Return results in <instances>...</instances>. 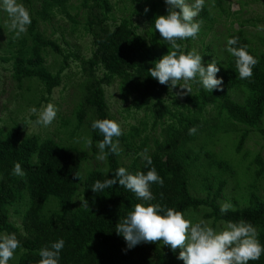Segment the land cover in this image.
I'll return each instance as SVG.
<instances>
[{
	"label": "trees",
	"instance_id": "obj_1",
	"mask_svg": "<svg viewBox=\"0 0 264 264\" xmlns=\"http://www.w3.org/2000/svg\"><path fill=\"white\" fill-rule=\"evenodd\" d=\"M212 1L211 6L218 7L217 13L208 8L205 0L195 18L201 23L196 37L202 44L198 52L204 54V62L212 57L218 61L220 71L217 76L223 78V86L208 92L192 82V92L186 93L182 101L171 98L173 87L159 83L149 72L155 60L172 50L152 24L157 15L166 13L164 0H79L77 5L70 0H21L30 11L31 24L19 37L9 31L8 13L0 7V29L7 33L5 44L0 45L4 52H10V56L2 60L11 61L12 79L17 96L24 101V109L27 105L43 107L49 102L57 107L56 118L43 133L25 132L28 121L35 122L38 114H20L18 109L9 111L11 121L8 126L0 123V232H15L22 245L15 250L9 264H38L41 259L39 250L60 238L65 241L60 264H183V260L177 258L179 247L173 251L163 245V241H142L128 249L123 236L115 231L135 204L143 201L118 183L98 193H94L91 187L97 179L103 181L114 176L121 166L132 173H146L155 166L164 183L152 184L155 199L150 203H159L164 208L183 213L192 208L203 218L211 219L210 226L214 228L216 222L225 224L228 220H246L256 227L258 238L264 244V195L259 192L255 181L248 179L250 190L243 204L240 199L246 194L239 198L223 197L224 187L230 181L235 189L241 180L237 174L229 175L231 178L228 179L223 176L228 171L234 173L231 172V161L235 162L230 154L234 149L240 159L250 154L243 152L242 148L253 130L260 133L264 143V126L261 125L264 118V50L259 49L245 33L244 24L253 19L239 17L242 5L232 10L231 2ZM242 2L238 0V3ZM115 6L116 10L122 11L120 15L115 13ZM80 9L84 10L83 21L77 18ZM215 14L237 15V19L230 22L231 25L237 23L238 27L227 29L226 40L239 37L236 46H247V50L257 57L258 63L251 78L239 77L236 58L227 51V41L219 52L211 40L204 41V36L216 24ZM56 17L70 20L69 36L79 31V25L90 34L88 56L79 53L77 48H62L41 30V23L52 24ZM142 21L148 22L143 31L139 30ZM58 27L61 28L62 42L68 44L65 28ZM261 39L264 42L263 35ZM196 40L192 37L178 40L181 44L179 51L194 50ZM49 52L61 57L56 70L46 63ZM72 61L79 66L73 72V75L78 74V79L72 83L77 102L72 104L71 115L66 117L61 112L62 105L59 107L57 101L53 102L51 95L56 87L69 81V73L65 70ZM113 83L117 85L121 100L130 101V106L125 107L129 115L144 110L152 118L150 130L158 123H165L161 127L162 141L153 134L156 147L150 148L148 138L152 133L141 135L148 121L138 119L129 126L126 134L113 137L114 143L116 140L122 143L118 153L109 154L99 166L87 169L83 163L97 158L101 151L99 142L103 140V133L93 129L92 122L103 118L116 120L106 96V87ZM234 94L241 95L242 99ZM63 99H68V94ZM209 108L213 114H209ZM57 120L59 127L69 125L71 128L67 138L60 129L57 130ZM192 126L197 128L195 134H189ZM235 126L240 127V134L228 156L205 151L204 161L208 162H204L199 153L193 154V145L204 144L210 139L217 141L218 134H230V129ZM87 136L91 140L90 149L82 146ZM137 138L138 143L135 142ZM221 138L218 142L223 143L226 137ZM145 149L152 158L151 165L140 155ZM122 152L129 156L127 162L121 161ZM248 159L242 173L255 161L258 165L256 180L264 171L263 156L260 152ZM17 162L25 175L13 173ZM230 199L233 207L222 213V200L228 202ZM13 216H18L20 222L12 220ZM187 218L199 222L192 213ZM248 264H264V254Z\"/></svg>",
	"mask_w": 264,
	"mask_h": 264
},
{
	"label": "clouds",
	"instance_id": "obj_2",
	"mask_svg": "<svg viewBox=\"0 0 264 264\" xmlns=\"http://www.w3.org/2000/svg\"><path fill=\"white\" fill-rule=\"evenodd\" d=\"M164 3L166 13L157 15L152 24L163 40L171 45L172 50L155 60L154 67L149 69L151 77L171 87L179 85L188 94L192 92V82L208 92L220 89L223 86V78L217 76L220 71L218 61L212 59L202 62L203 57L196 50L179 51L181 44L178 40L195 38L200 32L201 23L195 18L203 8L205 0H164ZM0 7L8 13L9 31L15 32L18 37L26 32L27 26L31 24V14L21 0H0ZM145 11H148L147 7ZM258 30L264 31V25H258ZM238 41L239 37L228 38L227 51L236 58L239 77L251 78L258 59L247 50V46H236ZM181 80L183 83H178ZM31 111H39L35 123L44 126L51 124L57 116V107L51 102L39 110L33 107ZM91 127L103 133V140L99 142L101 151L97 155L99 160H106L109 154L119 152L118 142H113V137H119L122 133L118 121L110 118L96 119ZM196 132L195 126L189 128V134ZM88 143L91 144V140ZM140 155L147 164H152L147 149ZM13 173L25 175L19 162L15 163ZM117 183L143 201L135 204L133 210L127 213L115 229L118 235L123 236L128 249L142 241H163V245L173 251L177 247L180 248L177 258L183 260L184 264H248L250 260H259L264 254V244L258 238L256 227L246 220H228L218 230L204 221L194 223L180 210L150 203L155 199L151 191L152 184L164 183L155 166L150 167L146 173H132L121 166L114 176L103 181L97 179L91 189L98 193ZM83 203L86 205L87 201L84 200ZM232 207L230 201L225 202L221 204L220 211L224 213ZM64 244L65 241L60 238L51 242L50 246L41 248L38 264H60V253ZM21 246L15 232H0V264H9L15 250Z\"/></svg>",
	"mask_w": 264,
	"mask_h": 264
},
{
	"label": "rangeland",
	"instance_id": "obj_3",
	"mask_svg": "<svg viewBox=\"0 0 264 264\" xmlns=\"http://www.w3.org/2000/svg\"><path fill=\"white\" fill-rule=\"evenodd\" d=\"M78 1L79 0H70V3H72L73 5H77ZM112 1L114 2L115 0H112ZM225 1L226 3L231 2L230 8L232 10H236L239 8L240 5H242V10L239 13V17L242 19H253V21H251L250 23L244 24L245 33L247 36L252 38V40L256 43L259 49L264 50V42L261 39V35L264 36V31L258 30V25H264V0H241L243 1L242 2L243 4L238 3V0H225ZM212 2H213L212 0H209V1L207 0L208 8L211 9L213 12L217 13L216 11L218 10V7L214 8L215 6H211ZM116 5H120V3L119 4L117 3ZM72 12L75 13V9H73ZM115 13L117 15H120L122 11L116 10V6H115ZM84 15H85L84 10L80 9L78 11L77 18L83 21ZM134 17L138 19L142 18L139 15H134ZM214 17H216V20H215L216 24L213 30L209 32V34L204 36V41L208 42L211 40L212 43L214 44L213 46L215 47L216 52H219V48L224 47L226 44L227 29L230 28L231 26L235 28L238 27L237 23H234L233 25H231V22H230V20L237 19V15L236 16H226V15L215 14ZM58 25H61L62 27L65 28L64 33H66V39L68 40V44H65L64 42H62V39H61L62 32H61V28L58 27ZM71 27H72V24L70 20L66 17H56L52 21V24H42L41 23V26H40L41 30H43L46 35H49L51 36V38L55 39L61 45L62 48H66V49L70 48L71 50L73 49L75 50L77 48V51L79 53H82L83 55L88 56L90 54V47H91L90 34L86 33L79 25L78 26L79 31H77L75 35L71 37L68 35ZM146 27H148V22L142 21L139 27V30L143 31ZM6 38H7V33L1 30L0 31V43L2 45L5 44ZM196 39L197 37H195V40ZM2 45H0V123L4 124L5 126H8L11 121L8 118L10 110L18 109V112L20 114L24 113L26 115L39 114V111L35 113L32 112L31 109L33 108V105H27L28 107L24 109L25 107L24 101L21 100V97L17 96L16 87L14 85L15 81L12 79L13 76H12L11 61L2 60L4 59V57H9L10 52H7V53L4 52L2 50ZM201 47H202V44L200 43V40L197 39L196 41H194V50L201 51ZM201 55H204V54H201ZM212 59H215V58L212 57L209 61H211ZM60 60H61V57L53 52H49L48 55L46 56V63L47 65L50 66V68H52V70L57 69L58 63ZM202 62H204V60H202ZM78 69H79V66L75 62L73 61L70 62L69 68L65 70V72L69 73V76H70L69 81L65 85L61 84L59 87H56L51 95V100L53 102L57 101L59 103V107L62 105L61 112L64 113L66 117L71 115L70 111L72 109V104L77 102V98L75 96V88L72 85V83H74L78 79V74L73 75V72ZM181 82L183 81L181 80ZM180 92L186 93V90L181 89L180 86L179 88H174V87L171 88V92H170L172 93L171 98H175L176 100L182 101L183 96L185 94L179 95L178 93ZM66 94H68V99L64 100L63 96H65ZM106 96L108 99V103L111 107V112L115 114L116 121H118L121 126V129H122L121 134L123 133L126 134L129 131L128 130L129 126L135 124L136 121H138V119L140 120L142 118H145V120L148 121V126L146 127V129L142 130L141 135L143 136L145 133H152L151 136L148 138V146L150 148L156 147L153 141V138H152L153 134L159 136L160 141H162L161 127L164 126L165 123H158L154 129L150 130V127L152 124V118L146 115L144 110H138L136 112L134 111L130 113L129 115V112L125 110V107L130 106V101L128 99L126 101L121 100L122 98L121 96L118 95V88H117L116 83H113L111 86L106 87ZM234 96L240 100L242 99L241 95L236 96L234 94ZM44 105L45 103L43 104V106ZM41 108L42 107H39L37 109L39 110ZM209 114H213L210 108H209ZM123 117H126V118H123ZM59 123L60 122L57 120L56 122L57 130L60 129L62 131L61 134L65 138H67V134L70 133L71 128L69 127V125L66 128L59 127ZM72 123H73V120H72ZM261 123H262L261 125L264 126V118ZM46 127L47 126L36 124L34 121H28L27 126H25L24 128V131L43 133L46 131ZM230 130H232L230 134H226L224 132L220 133L222 135L218 134L217 141L210 139L204 144L197 143L196 145H193L191 147V150L195 151V153L193 154L199 153L203 161L205 158V151L207 152L212 151V152H215L216 154H223L224 156H228L229 152L233 150L232 147L234 145L235 140L237 141L239 137L240 127L235 126L233 127V129H230ZM87 132L89 133L90 131L88 130ZM222 136H225L226 139H224L223 143H220L218 141L222 139L221 138ZM89 140H90L89 136H87L85 139L86 142L84 143V145H82L86 149H90V145L88 143ZM138 141H139V138H137L135 142L138 143ZM116 142H118V147L121 148L122 143L119 140H116ZM220 149H222L223 153L218 152ZM242 151L250 152V154H248L246 158L240 159V157L238 156V154L235 152V149H234V153L230 154L231 157L234 158V162L236 163L235 164L231 161V172H234V173L232 175V174H229L230 171H228V172H225L223 175L225 179L231 178V176H235L236 174L239 175V177H241V180L240 182L236 184L235 189H233L234 186H232L234 183L232 184V182L230 181V183L227 184L226 186L228 187L227 190H226V187H224V191H223V193L225 194L223 197H225L226 195L227 196L230 195V196L239 198L241 195L246 194L243 197L241 196L243 199H240V204H243V200L247 197V194L250 190V188L248 187V179L249 181H255L254 183H256L259 186L258 187L259 192L264 195V171L255 180V173H256L255 168L256 166H258L256 165V162L255 161L251 162L250 168L245 167L244 174L242 173L243 167L248 164V161H249L248 158H252L254 154L261 152V155L263 156V160H264V143H263V139L260 136L259 132L253 130L249 133L247 140L243 144ZM234 154L237 156V158L235 157ZM90 155H91V151H90ZM128 157H129L128 155H123V152L120 154V159L123 162H127ZM101 162H104V160H99L98 158L96 159L91 158L88 160V162L83 163V166L87 169L92 168V167L95 168L97 167V165L99 166ZM204 162H208V161H204ZM213 169L216 170V167H213ZM231 199L228 200V202L231 201ZM223 203H225V200H222V204ZM190 213H192V215L195 218L197 216V219H199V221H204L205 223L209 225L212 224L211 219L203 218L200 212L196 213L194 212L192 208L188 209L184 214L186 217H188ZM11 219L15 220L16 223L20 222V219L18 216H13L11 217ZM224 225H225L224 223L216 222L215 228L219 230Z\"/></svg>",
	"mask_w": 264,
	"mask_h": 264
}]
</instances>
